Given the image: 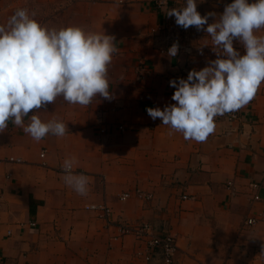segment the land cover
I'll list each match as a JSON object with an SVG mask.
<instances>
[{"label":"crops","instance_id":"0c3cea01","mask_svg":"<svg viewBox=\"0 0 264 264\" xmlns=\"http://www.w3.org/2000/svg\"><path fill=\"white\" fill-rule=\"evenodd\" d=\"M185 2L0 0V25L27 9L49 28L104 31L118 49L109 66L111 100L97 95L82 107L59 97L37 113L44 122L62 120L67 135L36 142L11 122L0 133V264H162L159 249L146 262L144 240L118 236L119 225L142 222L174 237L177 264H264V83L237 120L216 122L202 143L146 111L175 104L169 82L217 58L206 31L185 30L166 15ZM232 2L197 0V11L218 17ZM173 43L175 57L168 55ZM234 48L245 54L238 41ZM139 63L147 72L136 83ZM72 156L73 171L89 177L87 196L64 183L63 161ZM136 189L153 198H135ZM124 192L132 196L121 201ZM91 204H105L109 218L84 208ZM251 218L256 223L247 225Z\"/></svg>","mask_w":264,"mask_h":264},{"label":"clouds","instance_id":"9594fccd","mask_svg":"<svg viewBox=\"0 0 264 264\" xmlns=\"http://www.w3.org/2000/svg\"><path fill=\"white\" fill-rule=\"evenodd\" d=\"M164 7H167L166 0ZM183 29L195 26L211 37L217 58L208 66L189 71L187 79L171 80L175 104L163 110L147 108L148 115L185 140L206 142L215 132L217 116L246 106L264 83V0H233L217 17L201 15L197 0L167 9ZM35 13L17 9L6 24L0 25V133L11 122L39 142L47 135L64 137L68 128L62 120L42 121L37 113L57 98L70 105L89 106L97 95L111 100L109 66L118 51L115 37L87 31L80 26L49 28L34 19ZM213 23H208L209 18ZM207 25L205 28L204 26ZM238 41L245 54L234 48ZM178 43L168 49L175 57ZM36 114L25 117L30 111ZM75 156L63 161L64 183L77 194L87 196L89 177L73 171ZM126 199V197H123Z\"/></svg>","mask_w":264,"mask_h":264},{"label":"built area","instance_id":"2783aa9c","mask_svg":"<svg viewBox=\"0 0 264 264\" xmlns=\"http://www.w3.org/2000/svg\"><path fill=\"white\" fill-rule=\"evenodd\" d=\"M233 1V0H232ZM161 28H159L160 30ZM138 75L136 77L135 82L140 81V79L143 78V76L146 74L147 69L144 65V63H139L137 66ZM175 90V88L173 87ZM33 112L30 111L29 114ZM240 109L231 113H226L223 116H217L215 118V122L220 121H226V122H234L239 118ZM119 131H123V127H118ZM44 157V151L40 153V158ZM9 163H21L22 159L9 157L6 159ZM63 170V169H62ZM228 187H231V183H227ZM254 188H257L258 185L254 184L252 185ZM133 195L135 198L140 199L141 201H150L153 198V195L151 193L144 192L142 190L136 189L133 192ZM132 194L130 192H124L119 195V200L125 201L126 199L130 198ZM123 197H126L124 199ZM183 199H186V196L182 197ZM87 210L98 212L102 218H109L111 214V210L106 207L105 204H91L84 207ZM262 219H264V213L262 215ZM255 219H248L247 225H253L255 224ZM125 235H132L138 240H144L146 242V251L143 254L142 258L148 262L151 260L152 252L156 249H159L162 254V264H177L176 259L174 256H176L177 253V245L175 242V239L172 235L169 233H164L163 235L157 234L152 225L150 223H139L137 225H119L118 226V236H125ZM117 237V236H116Z\"/></svg>","mask_w":264,"mask_h":264}]
</instances>
